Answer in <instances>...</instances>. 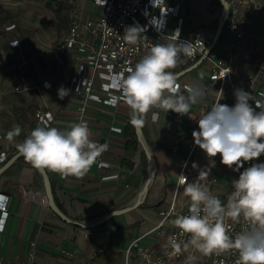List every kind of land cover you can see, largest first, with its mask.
Here are the masks:
<instances>
[{
    "label": "crops",
    "instance_id": "1",
    "mask_svg": "<svg viewBox=\"0 0 264 264\" xmlns=\"http://www.w3.org/2000/svg\"><path fill=\"white\" fill-rule=\"evenodd\" d=\"M88 1L75 0V6L81 10L82 18L91 16L89 15L91 8L87 9ZM172 2L181 4L180 15L184 17L183 33L202 29L213 37L216 30L213 24L218 21L222 9L219 0H172ZM71 11L70 9L69 12ZM241 15L245 26L264 25V20L260 17L250 16L257 14L249 11V5L243 6ZM70 18L71 15H68L61 41L68 30ZM11 25L14 26L10 28ZM173 25L174 21L169 28L171 29ZM6 28L15 29L16 23H9ZM14 40L19 41L18 46L24 43L22 38L15 36L9 40V44L11 45ZM72 54L67 52L60 56L58 52L56 57L59 63L53 58L52 62L45 60V57L39 58L30 71L19 67L23 69L19 70V73L25 75L18 74L26 78L25 85L30 90L28 94L33 95L36 102L27 130L29 133L33 130L35 112L39 107H48L54 113L51 127L68 130L72 124L78 123L76 113L78 98L70 87L71 75L76 64ZM183 63V59H178L177 66L172 71L182 69ZM62 69L65 77L59 78L58 74ZM44 81L50 82L51 88H45ZM61 87L70 90L69 95L63 99L58 95ZM181 92L188 94L185 89H181ZM199 102L201 99L197 103ZM25 104L27 106L29 103ZM153 113L157 114L155 120ZM86 117L89 119L91 138L100 139L109 146L102 155L103 165L100 167L96 162L82 178H62L58 174L48 172L55 199L63 211L75 219L90 221L109 210L131 204L145 183L150 166L137 138L135 126L130 122L131 111L124 102L117 106L90 103ZM143 119L144 139L159 165L149 194L139 206L142 212L149 210V214L144 212L147 220L139 222L136 224L137 227L130 230L127 228L129 222L122 217L124 214L111 217L89 229L67 223L46 205L44 184L38 170L21 156L0 175V193L9 196L7 218L3 229H0V258L28 264L30 243L35 240L37 243L35 260L39 264H84L86 260L93 264H124L126 249L130 242L158 223V203L171 195L176 188L184 156L183 147L175 148L174 141L180 126L188 122L186 117H181L175 112L153 109ZM23 124L21 121H15V125H19L20 128H23ZM0 126L4 129L6 137L4 126L1 123ZM112 127H120L121 131H116ZM16 138L20 139V136ZM5 144L11 146L12 142H8L6 138ZM151 210L155 214L151 213ZM1 217L0 210V220ZM167 238V235L151 236L142 241L147 240L149 244L159 248L166 244L164 239Z\"/></svg>",
    "mask_w": 264,
    "mask_h": 264
},
{
    "label": "built area",
    "instance_id": "2",
    "mask_svg": "<svg viewBox=\"0 0 264 264\" xmlns=\"http://www.w3.org/2000/svg\"><path fill=\"white\" fill-rule=\"evenodd\" d=\"M71 1L74 9L71 13L68 30L60 44V51L73 53L72 56L76 64L71 75L70 87L78 98L77 120L78 122L87 121L88 125L89 119L86 116L90 103L117 106L123 102L120 99V89L114 86V77H118L120 74L126 75L127 68L134 67L135 63L153 45L176 42L178 36L177 43L194 42L195 51L192 55H180L184 60V67H186L205 53L213 38L202 29L183 33L184 17L180 15L181 4L173 3L172 0H91L92 6L89 10L91 16L86 18H82L81 10L75 6V0ZM228 1L229 14L220 37L227 43L225 52L220 53L213 48L198 66L204 67L205 71H201L200 76L193 75L197 79H189L186 75L177 79L180 91L193 86L203 89L204 95L200 98L201 102L191 106L189 112L183 115L179 114L181 117H186L188 122L180 126L174 141L175 148L183 147L184 149L179 175H185L188 182L192 183L198 180L200 170L209 169L206 185L212 194L217 195L222 202H226L227 195L232 190V181L238 179L244 169L253 164L264 163V154H262L257 159L244 162L239 171H234L221 163L219 154L214 158L208 157L195 144L192 135L194 130H199V117L213 104L219 102L229 107L235 105L234 92L236 89H243L251 93L252 101L249 103L252 107L256 111L264 110V25L245 26L241 20L244 5H249V11L257 14L250 16H257L264 20V0ZM173 21L174 25L170 29L169 26ZM131 26L142 29L141 40L137 45H130L123 38L125 29ZM15 42L17 41H13L12 44ZM25 79L23 75L20 76L19 82L13 87L15 92H23ZM46 85H50V87H46ZM43 86L47 89L51 88V83L44 81ZM113 98H116L117 101L115 105L109 103ZM257 104L261 107L256 108ZM53 120L54 113L48 107H39L35 112L33 129L42 122L51 126ZM112 128L121 131L120 127ZM5 140L4 129L0 126V166L17 151L14 150L13 142L11 146H6ZM93 140L104 144L100 139ZM102 155L97 160L100 167L104 163ZM193 163L198 167L194 169ZM216 173L224 176L226 181L219 180ZM182 189L178 180L172 194L158 203V223L130 242L126 249L124 264H130L133 259L136 260L135 264H184L187 253L175 258H169L167 255L171 251L167 247L169 240L159 248L151 244H142L144 238L161 237L166 233L168 238L175 235L179 239H187V237H179V230L173 224L174 219L179 215L188 214L190 202H182L179 197ZM0 197L6 198L0 201V205H2L0 206L2 213L0 229H3L8 213L9 196L0 193ZM46 203L48 205V202ZM165 227L168 228V231L163 233ZM244 227L243 222L232 223L230 234L234 235ZM36 246V241H31L28 264H39L35 260ZM63 252L70 254L66 250ZM194 255L197 257L194 264H235L237 259L235 252L212 256H202L199 253H194ZM0 264L24 263L0 258ZM84 264L93 263L86 260Z\"/></svg>",
    "mask_w": 264,
    "mask_h": 264
},
{
    "label": "clouds",
    "instance_id": "3",
    "mask_svg": "<svg viewBox=\"0 0 264 264\" xmlns=\"http://www.w3.org/2000/svg\"><path fill=\"white\" fill-rule=\"evenodd\" d=\"M141 31L139 27H127L123 38L130 45H137ZM177 40L153 45L134 67L127 68L126 75L114 77V86L120 89V99L130 109V122L134 126H142L143 117L153 109L186 114L204 95L199 87H187V95L180 91L172 69L176 68L181 54H193L195 44L177 43ZM69 91L61 87L58 95L63 99ZM234 95L233 107L217 102L199 117V130H194L192 135L195 144L208 157L219 154L223 165L239 171L244 162L264 154V110L256 111L252 107L251 93L236 89ZM116 102V98L109 101L113 105ZM156 115L153 113V120ZM20 134L19 125L7 133V139L14 143L18 154L33 168L48 170L62 178L84 177L109 147L91 138L87 121L74 123L68 130L42 122L22 142H15ZM192 167L195 169L198 165L193 163ZM209 171L200 170L198 180L192 183L185 175H178L179 186L183 187L190 204L188 214L179 215L173 224L179 230V237L187 239L169 237L167 247L171 251L167 255L175 258L187 253L184 264H194L197 259L194 253L212 256L235 252V264H264V163L244 169L239 178L232 181L226 202L207 187ZM5 199L0 197V201ZM240 222L245 227L230 234L232 223Z\"/></svg>",
    "mask_w": 264,
    "mask_h": 264
},
{
    "label": "rangeland",
    "instance_id": "4",
    "mask_svg": "<svg viewBox=\"0 0 264 264\" xmlns=\"http://www.w3.org/2000/svg\"><path fill=\"white\" fill-rule=\"evenodd\" d=\"M88 4L87 9L92 6L91 0L88 1ZM72 5L73 2L71 0H0V103L2 104L0 106V123L6 130V138L8 131L13 129L15 121H21L24 124L23 128H21L20 139L16 138L15 142L23 141L26 135L29 134L27 130L34 113L33 106L36 105L35 97L28 94L30 90H28L26 85L23 92H15L13 90L14 85L19 82L21 76L19 74H23L19 73V70H23L19 67L22 66L25 71H30L36 65V61L44 57L45 60L48 59L52 62L53 58L59 63L56 54L58 52L60 56L63 54L60 51V44L64 33L65 21L74 9ZM70 9L72 10L71 12H69ZM218 21L213 24L215 29ZM13 22L16 23V28L7 29V25ZM12 26L14 25H11L10 28ZM15 36L22 38L24 43L18 46L19 41L14 40L18 43L12 44V41L10 45L9 40ZM15 46L18 47L15 48ZM226 48L227 43L221 38L215 45L214 50L223 53ZM201 71L204 72L205 68L198 67L187 73L186 76L189 79L193 75L200 76ZM58 77H65L63 69L59 72ZM26 102L29 103L27 106ZM7 141L11 142L8 139ZM215 175L219 180L226 181V178L219 173ZM179 195L180 201L190 202L189 198L184 195L183 189ZM144 212L149 214V210L142 212L139 207L123 213L122 217L129 222L127 227L129 230L137 227L136 224L139 222L147 220V215ZM150 212L154 213L153 210ZM167 231L168 228L165 227L163 233ZM166 235L168 236L167 233ZM168 240L169 238L164 239V243H167ZM142 244L146 245L149 242L147 240L142 241ZM135 262L136 260L133 259L130 264H135Z\"/></svg>",
    "mask_w": 264,
    "mask_h": 264
},
{
    "label": "water",
    "instance_id": "5",
    "mask_svg": "<svg viewBox=\"0 0 264 264\" xmlns=\"http://www.w3.org/2000/svg\"><path fill=\"white\" fill-rule=\"evenodd\" d=\"M219 1L221 3L222 9H221V13L219 15L218 25H217V28H216L215 33L213 35L211 43L208 45L207 49L205 50V53L202 54L197 59V61H195L194 63H192L190 65H187L186 67H183L182 69H180L176 72H174L176 79L180 78L181 76L186 75L187 73H189L192 70H194L195 68H197L202 63V61L205 59L206 55H208L210 53V51L215 47L216 43L219 41L221 34H222L224 24H225V21H226V18L229 14V1L228 0H219ZM135 130H136L137 138H138L140 144L142 145V148L144 150L145 155L147 156V158L149 160L150 168H149V173L147 175L145 183L143 184V186H142L141 190L139 191V193L137 194V196L134 198L133 202L129 205H126L125 207H120V208L109 210L108 212L104 213L100 217L93 219V220H90V221H83V220L75 219V218L69 216L58 205V203L55 199L52 181H51L48 170H45V169L38 170V172L41 176V179L43 181V184H44V189H45V194H46L48 206L58 217H60L62 220L66 221L67 223H70L72 225H75V226H78V227H81L84 229H89V228H93L95 226H98V225L104 223L105 221H107L111 217L126 213L132 209H135L144 203V201L147 198V195L149 194V190H150V188H151V186L155 180V177L157 175L159 165L157 163L155 155L152 153L151 149L149 148V146L147 145V143L144 139L143 127L142 126H139V127L135 126ZM20 157L21 156L18 154L17 151L14 152L9 157V159L2 166H0V175H2L6 170H8Z\"/></svg>",
    "mask_w": 264,
    "mask_h": 264
},
{
    "label": "trees",
    "instance_id": "6",
    "mask_svg": "<svg viewBox=\"0 0 264 264\" xmlns=\"http://www.w3.org/2000/svg\"><path fill=\"white\" fill-rule=\"evenodd\" d=\"M181 59H182V57L180 56V57H179V60H181ZM175 72H176V71H175Z\"/></svg>",
    "mask_w": 264,
    "mask_h": 264
},
{
    "label": "snow or ice",
    "instance_id": "7",
    "mask_svg": "<svg viewBox=\"0 0 264 264\" xmlns=\"http://www.w3.org/2000/svg\"><path fill=\"white\" fill-rule=\"evenodd\" d=\"M0 206H2V205H0Z\"/></svg>",
    "mask_w": 264,
    "mask_h": 264
}]
</instances>
